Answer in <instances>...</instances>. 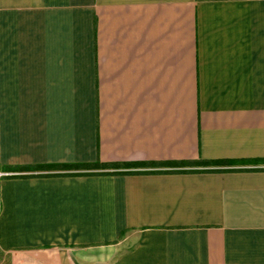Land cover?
<instances>
[{"label":"crops","instance_id":"crops-1","mask_svg":"<svg viewBox=\"0 0 264 264\" xmlns=\"http://www.w3.org/2000/svg\"><path fill=\"white\" fill-rule=\"evenodd\" d=\"M0 264H264V0H0Z\"/></svg>","mask_w":264,"mask_h":264}]
</instances>
